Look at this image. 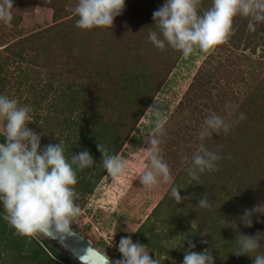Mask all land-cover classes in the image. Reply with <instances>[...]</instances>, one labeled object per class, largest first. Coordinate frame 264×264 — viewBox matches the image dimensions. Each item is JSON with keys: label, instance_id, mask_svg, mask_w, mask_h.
Listing matches in <instances>:
<instances>
[{"label": "trees", "instance_id": "16d2710c", "mask_svg": "<svg viewBox=\"0 0 264 264\" xmlns=\"http://www.w3.org/2000/svg\"><path fill=\"white\" fill-rule=\"evenodd\" d=\"M14 1L18 2V7L13 8L12 23H18L22 19L19 13L26 9L30 10L36 0ZM45 1L54 9L55 23L48 27L51 30L50 35L42 34L48 29L40 30L38 33L44 40L39 41L42 43L41 46L34 45L35 57L34 55L29 57L26 36L7 45L0 44V47L4 46L0 49V94L16 98L21 105L32 108L29 127L38 133H44L42 146L62 141L68 158L84 150L93 155L94 165L77 172L78 183L75 189L78 199L75 203L80 207L107 173L103 167L102 153L98 151L97 145L103 143L111 154L117 155L150 103L149 96H145L143 100L140 98L148 91L152 92V83L148 78L155 75L159 85L164 80L156 70L160 59L155 62L151 72L140 73L132 72L125 66L122 68L120 61H115L118 58L116 55L123 53L127 54L125 57L128 59L131 53L140 48L136 49V45L143 39L135 34H138L136 31L138 27H131L133 35L129 34L128 29L119 30L114 27L118 25L119 20L138 25L140 16L133 9L141 7L145 14L142 17L144 20L141 21L149 20L148 22L152 23L150 31L147 28V35L151 31H158L153 25V12L163 5L164 0L154 2L126 0L125 9L116 17L112 28L90 30L76 26L79 17L68 10L67 7L72 4L70 0ZM210 5L211 0H202L201 10L207 9ZM236 22L235 18L232 33L228 38L234 37L237 41L234 35L240 26L237 27ZM257 26L259 28L254 38L256 41L254 51L260 43L264 44V23ZM111 39L115 40L117 46L115 48L112 46V51H107V46L104 47L102 44L106 41L104 44L110 45ZM144 44L148 46L151 44L148 36ZM77 46L79 49H76ZM96 49L99 50L98 60L93 56L97 53L94 51ZM13 54L17 60L37 63L38 70L33 68V72L24 71L18 80L12 81L6 67L10 62V55ZM112 55L114 57L111 58ZM78 58L81 65L77 63ZM78 65L81 70H78ZM112 67L117 70L114 71ZM70 71L77 75L72 76ZM119 72L121 76L117 74ZM153 91L150 97L156 90ZM217 106L224 110V113H221L223 112L221 110V116L227 118L222 101L215 103L214 110H218ZM262 112L264 113V105ZM246 118L240 120L239 116L230 117L229 119L235 123L227 134L221 132L214 138L212 136L205 140V146L222 157L216 162L219 169L214 172L215 174L212 173V182L208 180L212 188L218 189L217 186H220L217 190L219 197L209 196L211 191L208 190V183L206 184V179H209L206 175L212 177L210 172L205 171L199 174L198 180L189 178L171 186L182 188L181 195L190 194L191 197H187L181 204H176L170 196V187L137 228L135 239L147 245L150 255L154 259L159 257L160 264H183L184 249L189 247V243L196 244L194 251L212 249L216 264H253L249 256H237L232 253L237 247L235 238L238 231L253 236L258 232L264 233V213L253 217L252 227L239 223V216L244 209L255 208L258 202L264 206V176L261 169H257L260 165L257 161L264 159V150L250 146V142L243 143L246 139L249 140L250 133L247 127L256 128L253 126L259 120V116L256 114L255 117ZM247 120L253 123H247ZM2 140L3 137L0 136V141ZM204 195L209 199L210 208H200L197 204ZM222 201L230 202L229 206H223ZM2 211L3 208L0 206V212ZM236 224L239 229L236 228ZM176 237L180 239V244L173 247L172 239ZM259 251L264 253V241L261 242ZM0 264L80 263L46 238L18 235L0 214Z\"/></svg>", "mask_w": 264, "mask_h": 264}, {"label": "clouds", "instance_id": "9594fccd", "mask_svg": "<svg viewBox=\"0 0 264 264\" xmlns=\"http://www.w3.org/2000/svg\"><path fill=\"white\" fill-rule=\"evenodd\" d=\"M201 4L202 0H164L153 12V25L158 31L149 32V41L160 50L170 47L187 58L196 50L207 53L222 44L231 35L234 19L238 16L248 19L247 28L251 32L264 23V0H211L210 7L204 10H201ZM125 5L126 0H78L74 8L79 17L76 26L85 30L112 28ZM13 8L14 0H0V23L12 24ZM225 109L231 116L232 105L226 104ZM31 112L30 106L0 94V136L3 137L0 141V206L3 211L0 214L20 236L43 235L55 239L58 234L70 233L74 219L80 215L81 209L75 203L78 199L77 172L92 167L95 159L87 150L66 157L62 141L42 146L44 133L29 127ZM155 115L154 132L145 140L149 167L139 176L142 185L149 188L157 186L161 179L164 182L171 180L169 165L160 154L166 120L159 110ZM239 119H245L243 113ZM234 123L215 113L209 114L199 137L204 140L213 134H227ZM97 149L102 153L104 169L113 179L125 175L128 165L124 159L111 154L103 143L98 144ZM220 159L217 152L201 144L193 154L188 175L198 180L200 173L215 171ZM181 189L173 186L170 190V196L177 204L187 198L181 195ZM197 204L200 208L211 207L207 195ZM260 209L261 205L244 209L239 223L252 227L253 217L264 213ZM235 241L237 247L233 254L247 255L253 264H264V253L259 251L264 233L253 236L238 231ZM116 247L122 255L114 264H160L158 256L154 259L150 255L147 245L134 242L131 236H122ZM195 248V243H189L184 249L183 264H216L212 249L194 251ZM79 258L82 264H88L87 254ZM103 258L104 264H113L107 254Z\"/></svg>", "mask_w": 264, "mask_h": 264}, {"label": "rangeland", "instance_id": "374dc122", "mask_svg": "<svg viewBox=\"0 0 264 264\" xmlns=\"http://www.w3.org/2000/svg\"><path fill=\"white\" fill-rule=\"evenodd\" d=\"M154 1L133 0L132 2ZM70 2L72 4L67 8L72 14H75L74 8L78 0H70ZM16 7H18V2L14 1V8ZM133 11L140 16L138 25H133L126 20H119L118 25L114 28H119V30L121 28L123 30L128 29L129 34L133 35L131 27H138L136 30L138 34H135L141 37L143 41L136 45V49L140 48L131 53L128 59L125 57L127 54H115L118 57L115 61H120V66L123 65L122 68L125 66L132 72L140 73L141 71L151 72L156 64L155 62L160 59V64L156 67V70L164 80L159 85L158 80L155 79L156 76L152 77L151 75L148 79L152 83V92L148 91L146 95L140 97L144 99L145 96H149L150 103L142 118L136 123L128 140L117 154L127 162L128 168L125 175L113 179L106 173L93 193L88 196L86 202L80 206L81 213L72 223V227L87 237L94 246L116 259L122 255L116 247L120 238L131 236L134 242H138L134 237L137 228L170 190V187L179 181L191 178L187 170L191 166L193 154L201 144L205 145L207 138L216 136V134H213L204 140L199 137L206 116L212 113L222 115L220 112L223 109L220 106H217L218 110H214L216 102L222 101L223 107L226 104L232 105V115L229 116L226 111L228 119L233 118V116H240L241 113L247 117L246 119L255 117L257 114L259 120L256 122L257 125L253 126L256 128L247 127L250 136L249 140L246 139L243 143L250 142V146H257V149L264 150V124H262L264 122V113L262 112V106L264 105V44L260 43L256 47L257 50L254 51L256 31L251 32L248 30V19L240 16L236 17L237 27L240 26L234 35L237 41L234 37L227 38L222 44L207 53L196 50L191 56L185 58L179 51L170 47L160 50L156 49L152 43L149 46L145 45L144 40L148 36L147 28L150 31V24L152 23H149V20L141 21L142 17L145 16L141 7L135 8ZM53 13L54 9L47 1L36 0L30 10L26 9V11L19 13L22 19L18 23H12L10 26L0 23V44L7 45L12 41L15 42L18 38L26 36L28 37L26 47L29 51V57L34 55V45L41 46L42 43H39V41L44 40L40 38L38 33L40 30L48 29L50 25L55 23ZM133 20H135V17ZM257 28L259 26H256V30ZM42 34L48 36L51 34V30L48 29ZM251 40L254 41L251 42ZM104 43L102 45L107 46V51H112V46L114 48L117 46L115 40L112 39L109 40L110 45ZM3 47L1 46L0 49ZM76 49H79V47L77 46ZM94 51L97 53H94L93 56L98 60L100 57L98 55L99 50ZM77 52L78 50H76ZM10 58L6 68L12 81L18 80L24 71L33 72V68H37L36 71L38 70L37 63L29 60H17L15 54L10 55ZM78 59L77 63L81 65V60ZM106 63H108L107 60ZM113 66L116 68L115 64ZM77 68L81 70L80 66ZM112 69L117 70L113 67ZM70 72L72 76L77 75V73ZM117 74L120 75V72ZM71 75L69 79H71ZM153 90L156 91L150 97L154 92ZM156 110H159L166 120L164 125L165 136L160 146V154L169 165L171 180L164 182L161 179L157 186L149 188L142 185L139 176L149 167L145 140L149 133L154 132L157 123ZM221 113H224V110ZM246 122L253 123L249 120ZM257 162H260L257 169L260 168L261 174L264 176V169L262 168L264 167V159H259ZM217 169L208 171L211 173L212 178L209 174L206 175L209 178L206 179V184L208 183V190L211 191L209 196L214 198L219 197L217 190L220 186H217L218 189L212 188L210 182L213 179L212 173L216 172ZM184 197H191V195L186 194ZM174 203H172V206H174ZM221 204L227 207L230 202L222 201ZM260 205L261 203L258 202L256 207ZM263 207L261 205L260 210H263ZM38 237L40 239L46 238L51 244L62 248L61 245L52 242L46 236L38 235ZM179 244L180 239L178 237L172 239L173 247H178Z\"/></svg>", "mask_w": 264, "mask_h": 264}, {"label": "water", "instance_id": "95a60500", "mask_svg": "<svg viewBox=\"0 0 264 264\" xmlns=\"http://www.w3.org/2000/svg\"><path fill=\"white\" fill-rule=\"evenodd\" d=\"M52 242L58 243L61 247L68 252L75 260L82 264L80 256L87 254L88 264H104V255L107 253L100 250L98 247L94 246L87 237H85L81 232L77 231L71 226L70 233H61L55 239L49 238ZM109 256V255H108ZM114 261L116 258L111 257Z\"/></svg>", "mask_w": 264, "mask_h": 264}]
</instances>
